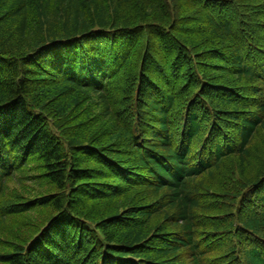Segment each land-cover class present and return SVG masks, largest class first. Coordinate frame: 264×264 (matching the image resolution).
<instances>
[{
	"label": "trees",
	"instance_id": "obj_1",
	"mask_svg": "<svg viewBox=\"0 0 264 264\" xmlns=\"http://www.w3.org/2000/svg\"><path fill=\"white\" fill-rule=\"evenodd\" d=\"M0 264H264V0H0Z\"/></svg>",
	"mask_w": 264,
	"mask_h": 264
}]
</instances>
